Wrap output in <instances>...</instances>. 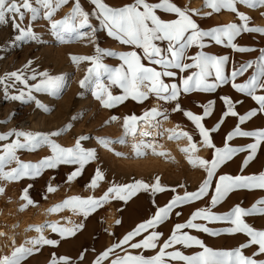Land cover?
Masks as SVG:
<instances>
[{
    "label": "rangeland",
    "instance_id": "374dc122",
    "mask_svg": "<svg viewBox=\"0 0 264 264\" xmlns=\"http://www.w3.org/2000/svg\"><path fill=\"white\" fill-rule=\"evenodd\" d=\"M150 4L160 3V0H146ZM176 6L187 9L191 14L194 10L199 11V15L192 18L197 22L200 29L210 30L217 26H225L230 23L241 24L237 15L228 10L222 9L218 13H212L210 8L204 7V0H171ZM55 3V0H54ZM76 0H69L68 4L62 5L51 17L44 18V9H40L36 20L32 21L33 31L38 35L39 40L35 42L15 41L18 32L12 27V18L6 19L4 24H0V78L12 72L22 71L28 86H34L40 82L38 76L36 80L27 79L36 73L48 72L52 76L64 77L66 87L58 97L46 93L35 92L31 94L33 101H18L8 99L5 95V85L0 84V135L7 134L13 130L31 133L50 134L61 131L66 126H70L61 135L50 137L53 142L64 148H71L75 145L76 139L81 136L88 137L82 140L81 144L87 150L95 151L97 159L85 165L82 174L72 182H67V176L75 171L78 165H58L56 168H48L40 175L31 178L23 177L16 182L0 180V187L5 189L0 195V223L6 227H13L14 239L10 242L8 250L0 253V257L10 256L15 247L24 245L26 241L38 238L41 233L29 230L37 226H45L43 236L47 239L57 241L55 247L50 245L39 246L38 251L27 257L22 264H50L52 257H67L70 264H95L101 253L117 245L124 236L132 232L138 225L153 218L158 208L166 206L177 196H184L185 193L197 192L204 180L207 179V172L200 166L193 167L188 163V156L181 149L189 147L187 138L169 139L170 135L178 132H187L192 136L198 147V151L192 153L193 158L204 159L211 162L214 157L215 148L224 149L226 137L239 123L238 117L228 116L216 132H211L210 136L215 146L209 149L201 143V137L195 125L184 116V111H190L194 115H203V105L210 101L214 102L212 114L202 120L205 128L212 129L221 119L225 106L221 97L228 96L236 103L235 110L239 115H245L252 109H257V115L240 124L242 131L254 132L264 130V113L258 111L259 106L250 97L236 92L231 83L218 87L214 92H181L177 101H171L167 106L166 102L157 100L151 96L143 103H137L131 99L123 104L111 109L101 106L100 101L94 98L91 86L81 89L79 82L84 78L88 62L74 64L72 56H92L95 55V48L99 46L103 50L117 54L136 51L141 56V62L147 67L158 66L149 63L143 58V50L133 45H124L119 41L109 37L107 31L100 25V18L96 14L98 10L91 0H79L82 10L89 14L91 28L81 29L83 38L73 37L67 43H60L51 29V23L64 19L71 13ZM106 5L119 8L134 4L135 0H103ZM237 11L250 18V27L264 28V7L249 8L243 4H236ZM156 14L164 21H171L177 17L157 9ZM29 15H25L22 26L29 24ZM92 29H95L93 32ZM162 49L167 48V42H157ZM205 48L196 46L187 50L188 56H195L203 51L209 55L218 57H228L224 66V73L231 77L234 69H239L241 65L249 61L254 63V67L248 69L242 76L236 78V83H244L255 71V62L264 50V35L259 33H242L234 43L239 47L254 49L248 52H236L227 46V42L217 45L211 39L204 40ZM32 61L28 68L24 66ZM185 63H191L185 60ZM103 63L111 68L121 65L117 57H104ZM175 78L164 77V82L168 84L176 83L180 86V79L190 75L195 69H189L181 73L178 70ZM107 83V78L104 77ZM209 82H214V77L209 78ZM5 84H12L11 80ZM27 88L17 82L14 87L7 88V96L18 95L21 91L27 92ZM113 95H121L122 90L111 87ZM257 94H264L257 92ZM35 100H39L49 111L45 112L37 108ZM50 103V104H49ZM179 104L181 111H175V105ZM159 108L167 110L168 119L160 118L159 136L157 138V152H164L161 157L152 155L151 152L141 159H133L131 144L133 139L127 137V145L112 144L114 152L123 154L117 157L102 147L97 141L106 138L112 141L124 137L123 121L127 116L135 115L140 117L144 112ZM117 119L113 121L111 118ZM75 118V119H74ZM17 138L9 136L8 139L0 141V154L4 146L12 143ZM159 139V140H158ZM23 143V138H20ZM253 137H234L227 141V146L231 148H244L254 143ZM17 160L22 164H39L42 160L52 155L51 149L47 145H40L35 150L27 148L18 149L15 153ZM250 155L249 151H240L230 159L221 164L214 172L208 192L201 199L191 203H185L174 208L169 218L159 226L141 233L133 238L129 244L114 248L103 264H112V261L126 254L144 256L151 258L155 256L159 247L169 239L172 230L177 224H184L191 215L200 209H210L216 215L229 213L235 206L239 205L244 209H251L258 201L264 199V189H237L230 192L227 197L215 207L211 205V198L215 194L216 184L221 176H259L264 173V142L257 149L255 156L245 166L244 161ZM16 161L7 164L4 171H11L17 167ZM100 168L105 179L100 182L95 189L90 188L91 179L95 170ZM159 177L160 184L166 190L153 193L151 187L148 190L137 191L135 195L127 200L110 198L109 202L100 207L96 212L85 217L81 213L70 209H64L58 213L49 214L48 210L63 201L72 197L87 199L89 197L99 199L113 185L124 186L142 181L149 185L155 183ZM31 185V187H29ZM51 185L56 190L48 192ZM24 189L28 190L35 206H29L24 211L19 209L25 203L20 199ZM179 213V215H177ZM73 215V216H72ZM75 216V218H74ZM66 217V218H65ZM246 223L256 230H264V215H253L244 217ZM119 221V223H117ZM73 222V223H72ZM196 224L208 227L211 231H218L219 236H210L207 233L195 229H183L184 233L200 239L207 247L217 251L233 250L240 244L246 242L247 237L243 234L228 235L224 230L232 227L231 224L223 221L209 222L202 219L194 221ZM49 224H57L61 227L75 228L83 225L75 231L74 235L61 238L58 233H54L47 227ZM153 231L161 233L155 249H132L131 243L141 242ZM31 247V245H25ZM256 247L245 249L244 254L251 256ZM168 253L179 251L182 255L193 256L202 251L198 246L184 247L176 244L166 250ZM83 257V258H81ZM264 259V256L257 257ZM169 264H184L183 261L170 260Z\"/></svg>",
    "mask_w": 264,
    "mask_h": 264
},
{
    "label": "snow or ice",
    "instance_id": "6c2138e0",
    "mask_svg": "<svg viewBox=\"0 0 264 264\" xmlns=\"http://www.w3.org/2000/svg\"><path fill=\"white\" fill-rule=\"evenodd\" d=\"M68 2L69 0H55V3L54 0H0V24H4L6 19L11 17L13 21L12 27L18 32L15 41L24 43L35 42L39 40V37L33 31L32 21L37 19L40 9H44L45 19H51L53 14L62 5L68 4ZM91 3L98 10L96 14L100 18V25L107 31L109 37L119 41L121 44L133 45L138 49H142L143 58L161 69L157 70L154 67L145 66L141 62V56L136 51L117 54L103 50L97 46L95 48V55L72 56L71 60L74 64L78 65L85 61L89 63L90 67L87 69L84 78L79 82V86L81 89H86L91 86L92 95L100 101L102 107L111 109L123 104L129 99L137 103H143L151 96L167 103L177 101L181 92L185 94L193 91L205 93L214 92L218 87L231 83V87L236 92L250 97L259 106L258 111L264 113V94H257V92L264 93V50H262L260 57L255 62V71L244 83H236L235 80L247 72L248 69L254 67L252 61L241 65L239 69H234L229 78L224 73V66L227 63L228 57L209 55L203 51L197 53L195 56L187 55V50L193 46L200 49L205 48L204 40L206 38L211 39L217 45L224 44L226 41L227 46L236 52L253 51L254 49L251 48L237 46L234 40L242 33H259L264 35V28L250 27V18L239 13L236 4H243L246 7L255 9L264 7V0H204V7L211 9L208 15L218 13L224 9L235 13L241 21L239 25L230 23L225 26L214 27L207 31L200 29L197 22L192 18L193 16L199 15L198 10H194L190 14L187 9L176 6L171 0H160V3L157 4H150L146 0H135L134 4L119 8L110 7L103 3V0H91ZM157 9L174 14L177 18L171 21H164L156 14ZM26 14L30 17L29 24L22 26ZM91 27L89 14L82 10L79 0H76L68 16L51 23V29L60 43H67L73 37L83 38L84 34L80 30ZM92 30L93 32L95 31V29ZM157 42H167V48L162 49L158 46ZM109 56L117 57L122 62L121 65L116 68H111L104 64L103 58ZM186 59L190 60L191 63H185L184 61ZM31 63L32 61H28L24 67L28 68ZM172 69L178 70L181 73L187 72L189 69H195V71L190 75L182 77L180 79V86L178 87L176 83L168 84L164 82V77H176L177 72L172 71ZM38 76L41 78L40 82L31 87L27 85L22 71L6 74L5 77L0 78V84L5 85V95L8 99L25 102L34 100L31 94L33 91L58 97L66 87L64 77L52 76L46 71L36 73L33 69V74L27 79L36 80ZM104 77L107 78V83L104 82ZM210 77H214V82H209ZM8 80H11L12 84H5V81ZM17 82L23 84L28 89L27 92L21 91L18 95L7 96V88L14 87ZM111 87L121 89L122 94L113 95L110 91ZM221 100L225 106V111L222 113L220 121L212 129L205 128L202 120L212 114L214 102L210 101L208 104L203 105V115H194L190 111H184L183 113L195 125L203 146L209 149L215 148L210 133L218 131L220 125L223 124L228 116L238 117L239 123L226 137L225 148H215L214 157L211 162L193 158L192 153L197 152L198 147L193 141L192 136L187 132H178L169 136V139L177 140L187 138L189 147L181 149V151L188 156V163L193 167L200 166L207 172V179L204 180L199 190L194 193H185L182 197L177 196L166 206L158 208L152 219L141 223L136 229L124 236L117 245L101 253L96 259L95 264H103V261L108 258L114 248L129 244L134 237L164 223L174 208L185 203H191L205 196L215 170L237 152L246 150L250 152V155L244 161L245 166L255 156L257 149L264 142V130L246 132L242 131L239 125L244 124L247 120L256 116L257 109H252L241 116L235 110L236 103H240V101L234 102L228 96L221 97ZM35 104L37 108L45 112L49 111L39 100H35ZM174 110L181 111L182 109L179 104H176ZM160 118L168 119L167 110L153 108L144 112L140 117L135 115L127 116L123 121L124 137L116 141L101 138L97 143L106 150L113 152L117 157H123L122 153L114 152L111 145L114 143L127 145V137L131 136L133 139L131 144V158L141 159L149 154V152L152 155L163 157L166 154L164 152H157L156 143L151 139H147L153 136V132L141 130L144 127L148 129L157 128ZM111 119L115 121L117 118L113 116ZM69 127L66 126L61 131L50 134L13 130L7 134L0 135V141L6 140L9 136L13 135L17 138L2 149L3 154H0V180L16 182L26 176L34 178L40 175L43 170L56 168L61 164L79 166L67 176V182L70 183L79 177L85 165L97 159V154L95 151L82 147L81 141L88 139L85 136L76 139L75 145L71 148L61 147L51 140L50 137L61 135ZM137 134L140 137L139 140L136 139ZM237 136L253 137L255 142L248 145L247 149L228 147L227 141ZM20 138H23V143H21ZM40 145H47L51 149L52 155L36 165L22 164L17 160L15 153L18 149L27 148L28 150H35ZM14 160L18 166L11 171H4L5 166ZM104 179V173L100 168H97L88 186L95 189ZM150 187L153 193L166 190L161 186L159 177L156 178L155 183L152 185L142 181H136L133 184L124 186L113 185L99 199L92 197L87 199L72 197L50 208L48 212L49 214H54L64 209H70L87 217L108 203L110 198L127 200L135 195L137 191L148 190ZM255 188L264 189V173H261L259 176L248 177L221 176L219 182L216 184L215 194L211 198V205L215 207L234 190H251ZM55 190L51 185L48 186V192ZM4 191L5 189L0 187V195H3ZM20 199L25 203L19 211H24L29 206H35V202L31 199L27 189L22 191ZM253 215H264V199L258 201L251 209H244L237 205L229 213L224 215H216L210 209L197 210L186 223L174 226L171 236L159 247V251L155 256L145 258L144 256L126 254L123 257H118L113 260L112 264H169L170 260L183 261L184 264H264V259H257V257L264 256V230H256L244 220V217ZM198 219L209 222H227L232 227L225 229L224 234H243L247 237V240L233 250H213L207 247L200 239L182 231L183 229H195L213 237L222 234L221 232L211 231L208 227L194 223ZM44 227L37 226L30 228L29 230L41 233V235L36 239L26 241L24 245L15 247L10 256L0 257V264H22L27 257L34 254V251L39 250V246L50 245L55 247L57 241L47 239L43 236ZM47 227L52 232L58 233L61 238H64L74 235L75 231L82 228L83 225H77L75 228H67L57 224H49ZM161 235V233L153 231L141 242L131 243L130 247L132 249H155ZM176 244H182L184 247L198 246L202 251L193 256L182 255L179 251L172 253L166 251L169 247ZM25 245H31V247ZM253 246L256 247V250L252 255H245L244 250ZM50 264H70V262L67 257L57 258L54 255Z\"/></svg>",
    "mask_w": 264,
    "mask_h": 264
},
{
    "label": "bare ground",
    "instance_id": "6f19581e",
    "mask_svg": "<svg viewBox=\"0 0 264 264\" xmlns=\"http://www.w3.org/2000/svg\"><path fill=\"white\" fill-rule=\"evenodd\" d=\"M50 104V103H49ZM159 128L160 125L157 128L154 129H148L147 127L142 128L141 130H146V131H152L153 132V136L147 139H151L153 140L155 143H157V138L159 135H157V133H159ZM137 140L140 139L139 135L137 134L136 137ZM159 140V139H158ZM73 216V215H72ZM66 218V217H65ZM75 218V216H74ZM73 223V222H72ZM13 227H6L4 224L0 223V253H3L8 250L9 246H10V242L14 239V233L13 232Z\"/></svg>",
    "mask_w": 264,
    "mask_h": 264
},
{
    "label": "built area",
    "instance_id": "2783aa9c",
    "mask_svg": "<svg viewBox=\"0 0 264 264\" xmlns=\"http://www.w3.org/2000/svg\"><path fill=\"white\" fill-rule=\"evenodd\" d=\"M171 105V102H167V106Z\"/></svg>",
    "mask_w": 264,
    "mask_h": 264
}]
</instances>
